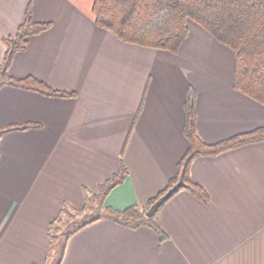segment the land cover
<instances>
[{"label": "crops", "instance_id": "crops-1", "mask_svg": "<svg viewBox=\"0 0 264 264\" xmlns=\"http://www.w3.org/2000/svg\"><path fill=\"white\" fill-rule=\"evenodd\" d=\"M93 3L0 0V64L3 38L16 33L30 6L36 20L52 24L14 55L10 72L76 92L0 87V128L41 124L0 137V264H53V227L83 214L123 164L128 174L106 206L122 210L163 190L190 145V85L203 141L264 127V104L234 87V51L200 24L189 21L177 52L147 47L99 26ZM190 173L210 201L176 191L157 214L164 239L148 225L102 217L73 233L55 263L264 264V140L197 156Z\"/></svg>", "mask_w": 264, "mask_h": 264}, {"label": "trees", "instance_id": "trees-1", "mask_svg": "<svg viewBox=\"0 0 264 264\" xmlns=\"http://www.w3.org/2000/svg\"><path fill=\"white\" fill-rule=\"evenodd\" d=\"M93 11L97 24L122 41L174 52L179 50L189 35V21L197 22L234 51V87L264 104V0H94ZM51 24V21L36 20L29 6L16 33L3 38L6 51L0 64V87L11 84L47 95L76 96L75 91L54 88L37 76H15L10 72L14 55L26 47L33 34L48 29ZM196 97V89L190 85L184 104V134L190 145L178 162L176 176L147 202L119 210L106 206L104 201L109 192L127 176L128 168L123 164L93 194L97 214L67 233L59 262L68 238L102 217L132 228L148 225L155 229L161 240L164 239L166 235L157 222L159 210L150 216L148 209L170 187L183 179L181 188L188 189L205 203L210 201L206 188L191 177L190 168L194 158L216 155L243 144L264 140V127L261 126L215 143L203 141L197 131ZM39 126L41 124L34 122L10 124L0 128V137L8 131Z\"/></svg>", "mask_w": 264, "mask_h": 264}, {"label": "rangeland", "instance_id": "rangeland-1", "mask_svg": "<svg viewBox=\"0 0 264 264\" xmlns=\"http://www.w3.org/2000/svg\"><path fill=\"white\" fill-rule=\"evenodd\" d=\"M90 203L88 204V209L83 213L79 214L77 212H71L70 215L65 216V220L59 226L53 227V232L57 233L56 236V244L53 252V256L51 257L53 264L55 263L56 258L60 254L61 244L63 243L67 233L74 229L76 226L81 224L82 222L88 220L91 216H95L98 212L96 208V200L94 196H90ZM159 212V211H158Z\"/></svg>", "mask_w": 264, "mask_h": 264}, {"label": "water", "instance_id": "water-1", "mask_svg": "<svg viewBox=\"0 0 264 264\" xmlns=\"http://www.w3.org/2000/svg\"><path fill=\"white\" fill-rule=\"evenodd\" d=\"M184 185L183 179H180L176 184L170 187L164 194H162L148 209V215H154L167 199H169L176 191Z\"/></svg>", "mask_w": 264, "mask_h": 264}]
</instances>
